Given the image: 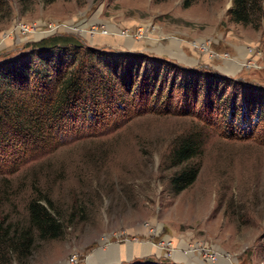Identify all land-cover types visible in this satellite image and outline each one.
Instances as JSON below:
<instances>
[{
	"label": "rangeland",
	"instance_id": "obj_1",
	"mask_svg": "<svg viewBox=\"0 0 264 264\" xmlns=\"http://www.w3.org/2000/svg\"><path fill=\"white\" fill-rule=\"evenodd\" d=\"M184 2L0 0V59L71 35L137 66L132 102L97 132L0 174V218L26 226L43 195L66 217L9 264H264V20L233 21V0ZM193 132L201 171L174 195L184 165L170 153Z\"/></svg>",
	"mask_w": 264,
	"mask_h": 264
},
{
	"label": "trees",
	"instance_id": "obj_2",
	"mask_svg": "<svg viewBox=\"0 0 264 264\" xmlns=\"http://www.w3.org/2000/svg\"><path fill=\"white\" fill-rule=\"evenodd\" d=\"M194 1L185 0L184 5ZM229 15L233 21L260 26L264 0H233ZM34 46L0 59V174L97 132L107 115L115 113L114 106L125 109L134 98V53L91 47L71 35H54ZM138 56L147 64L152 60L156 62L152 65L175 68L154 56ZM204 147L196 132L177 140L170 162L184 166L170 178L174 195L196 181L201 164L193 161L201 157ZM4 217L0 218V264L25 261L37 239L58 238L66 228V217L45 195L30 200L26 226Z\"/></svg>",
	"mask_w": 264,
	"mask_h": 264
},
{
	"label": "built area",
	"instance_id": "obj_3",
	"mask_svg": "<svg viewBox=\"0 0 264 264\" xmlns=\"http://www.w3.org/2000/svg\"><path fill=\"white\" fill-rule=\"evenodd\" d=\"M216 259H218V256H216V254H209V260L212 261ZM70 260L72 263H75L77 261V256H72Z\"/></svg>",
	"mask_w": 264,
	"mask_h": 264
}]
</instances>
